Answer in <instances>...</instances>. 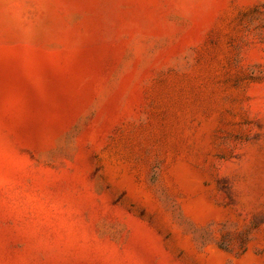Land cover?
Here are the masks:
<instances>
[{
	"label": "rangeland",
	"instance_id": "rangeland-1",
	"mask_svg": "<svg viewBox=\"0 0 264 264\" xmlns=\"http://www.w3.org/2000/svg\"><path fill=\"white\" fill-rule=\"evenodd\" d=\"M0 264H264V0H0Z\"/></svg>",
	"mask_w": 264,
	"mask_h": 264
}]
</instances>
